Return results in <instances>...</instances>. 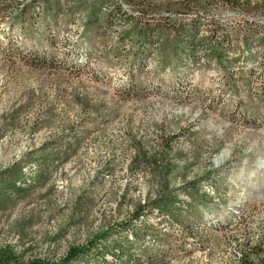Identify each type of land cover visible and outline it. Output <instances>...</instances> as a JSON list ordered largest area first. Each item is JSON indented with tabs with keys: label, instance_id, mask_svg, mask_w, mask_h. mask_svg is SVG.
Wrapping results in <instances>:
<instances>
[{
	"label": "rangeland",
	"instance_id": "1",
	"mask_svg": "<svg viewBox=\"0 0 264 264\" xmlns=\"http://www.w3.org/2000/svg\"><path fill=\"white\" fill-rule=\"evenodd\" d=\"M23 1L0 0V177L27 175L22 190L0 185V247L23 260L55 261L103 232L101 245L123 240L150 198L147 234L123 260L237 264V246L264 227V127L229 123L215 112L219 100L210 107L195 96H224L223 76L201 62L212 54L201 40L214 30L232 38V53L251 48L246 65L227 55L236 70L264 63V0L204 1L194 47L166 25L141 45L138 23L111 25L88 0ZM165 1L196 14L193 0ZM255 72L246 86L235 72L238 93L225 96L230 114L240 102L254 103L264 83V71ZM137 145L168 164L140 165ZM211 169L230 172L232 184L242 183V170L246 182L256 184L252 170L260 180L241 189L219 181L189 186L213 176Z\"/></svg>",
	"mask_w": 264,
	"mask_h": 264
},
{
	"label": "trees",
	"instance_id": "2",
	"mask_svg": "<svg viewBox=\"0 0 264 264\" xmlns=\"http://www.w3.org/2000/svg\"><path fill=\"white\" fill-rule=\"evenodd\" d=\"M35 1L38 6L41 0ZM204 1L210 2V0H193L191 1L192 3L188 5L191 10L196 9L195 13L198 15L191 14L194 13V11L190 12L187 9L184 11L177 8L174 9L171 7L170 1L166 2L165 0H88V8H91L92 14L95 13L97 14V16H102L105 22H108L111 25L114 24V22L127 24L138 23L139 39H137L135 42L141 43V45H145V42L150 38L152 34L159 32L162 25H166L170 26L180 36L182 44L185 43L186 46L194 47L195 42H198L195 38L198 34V28L201 26H205L204 14L202 13L203 8L201 7V4H203ZM125 3H127L128 6H126ZM22 4L23 6H26L23 0ZM17 7L19 6L17 5ZM130 7L133 8V10L130 9ZM135 9L140 12L139 15L134 14ZM38 10H40V7L37 8V13ZM172 15L175 19L171 18ZM144 17L146 19L142 21L141 19H143ZM154 19L157 20L155 21ZM215 31L216 30H214L211 38L201 40V42L212 47L209 52H212L211 55L215 57L211 59L206 56L207 58L205 57V60L203 58L201 62H206L212 65L214 64L220 67L223 71L231 72L233 70H236V64L231 62L232 59L241 61L242 64L246 65L248 64V61L250 59L253 60L255 58L253 57L254 54L252 53L251 48H249L246 53L242 51L243 48L240 49L241 52H239L238 54L232 53L230 50L232 49V38H230V36L228 35L219 38L215 34ZM156 44H159V42H157ZM196 44L198 45V43ZM197 48H200L198 51H203L202 49L204 47L197 46ZM224 53L232 54V59L226 60V58H224ZM260 64L264 65V63L261 62ZM260 64H258L257 62L253 63L251 68H244L243 66H239L237 70L241 71V73L246 75L247 77L249 76L252 78L253 76H255V74H258L257 72H255L256 70H260L262 72L264 71V69H262L263 66ZM181 88H184V85H181ZM194 93L197 92L195 91ZM262 93L264 97V90ZM232 116H234L235 118H239L247 124L251 123L250 117H248L246 113L239 109H237V111L234 110ZM168 145L169 143H167V146L166 148H164V150L170 152L171 150L170 148H168ZM160 153L162 154L163 150L160 151ZM159 155L160 154H155L150 156L142 145L135 146L134 157L140 163V165H143L144 167L157 168L161 167L162 164L164 166L167 165L168 158H163ZM216 171L217 169H211V173L213 174V176L208 175V179H205L203 181H189L188 184H191L189 186H199V189H202V187L205 188L206 186L211 187L212 184H214L213 181L218 180V178L220 177L219 172L216 173ZM26 179V173L21 172V175L17 180L18 182L16 180L7 182L6 177H0V185H2V188L7 187V189H10L12 191H19L24 188L21 184H26ZM195 182L196 184H194ZM2 192L3 189H1L0 187V193ZM160 200V203L163 205L160 204V206L157 208L158 211L163 212L164 210L161 209V206L167 205L166 199L165 197H160ZM148 203H150V198L148 199V202L146 204L139 205L140 210L135 219L130 220L127 225H125L127 231L123 234V240L113 241L108 244L104 242V245H101V242L107 240V236L105 235L106 232H103L94 236L84 244L69 246L67 252L57 258L55 261H50L48 259L46 260L38 257H32L23 260L18 255L17 251L12 247H0V264H81L80 260L82 259H88L89 261H95L97 263L100 262L99 260L101 259L103 261L102 264H106L107 262H115V264H119V262H124L125 264H133L135 263L133 259L123 260L122 255L129 252V250H127L126 248H128L129 244L136 242L141 233L143 235V238L147 234L151 223L148 222L147 219V215L150 210L146 211V208H152L148 206ZM201 223L198 224L201 225ZM237 249H239L240 251L239 256L237 257V264H264V227L261 228L258 234H255L253 236H246L244 242L242 244H239L237 246ZM107 254L111 255V261L107 259Z\"/></svg>",
	"mask_w": 264,
	"mask_h": 264
},
{
	"label": "crops",
	"instance_id": "3",
	"mask_svg": "<svg viewBox=\"0 0 264 264\" xmlns=\"http://www.w3.org/2000/svg\"><path fill=\"white\" fill-rule=\"evenodd\" d=\"M230 53H224V58H226V60L228 59V56ZM232 55V54H230ZM215 57L213 55H211V59ZM211 66H215L217 68V70L219 71L220 76H223V83L221 85L222 90L221 93L223 96V98L220 100L219 96L215 97V95H212L210 93H207L208 96H204V95H196L195 97L197 99H200L202 102L205 103L204 100H206L207 98H209V101H211L210 103V107H213L214 102L216 101H220L219 104H217L216 108L217 110H215V112L218 113V115L223 116V118L225 119V121L229 122V123H241L244 124L247 127H264V97H263V90H264V83L261 87H259L256 97H254V103L252 104H247L246 103H241L238 105V109L243 111L244 113H246V115L248 117H250L251 119V123L247 124L245 122H243L242 120H240L239 118H235L234 116H232V114H230V110L232 107H229V104H232L229 102L228 98L226 99L225 96L226 95H237V86L235 85L236 79H238L237 76H239V81L242 83V85H249L250 81L252 80V78H255V76L251 77H247L246 75L242 74L241 71H235L236 73H238V75H235V72L232 71V73L230 71H223L220 67L216 66V65H212ZM188 67V66H187ZM235 79V80H234ZM174 94L176 97H178L177 92L174 91ZM234 96V97H235ZM231 98V97H230ZM215 99H217L216 101H214ZM263 117V118H260ZM260 119H262L263 121H260ZM171 150V149H170ZM252 170V169H251ZM241 175H242V183H238V182H234L235 184H232L229 180L231 179V173L227 172L225 173V175H220V177L218 178L219 182H224L225 186H236L237 188H245V184L248 183L249 185H256L258 184V181L260 180L259 175L257 174L256 171L252 170V175L253 177H249L250 181H253L256 184H252L251 182H246L247 179H245L244 175L246 172H244L243 170L241 171ZM222 174V173H221ZM221 178H223V180H221ZM237 184V185H236ZM248 184H246L248 186ZM228 188V187H227Z\"/></svg>",
	"mask_w": 264,
	"mask_h": 264
},
{
	"label": "bare ground",
	"instance_id": "4",
	"mask_svg": "<svg viewBox=\"0 0 264 264\" xmlns=\"http://www.w3.org/2000/svg\"><path fill=\"white\" fill-rule=\"evenodd\" d=\"M221 165V164H220Z\"/></svg>",
	"mask_w": 264,
	"mask_h": 264
}]
</instances>
